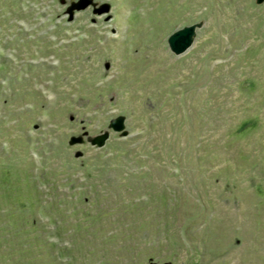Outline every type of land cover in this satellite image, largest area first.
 I'll list each match as a JSON object with an SVG mask.
<instances>
[{"label":"rangeland","instance_id":"obj_1","mask_svg":"<svg viewBox=\"0 0 264 264\" xmlns=\"http://www.w3.org/2000/svg\"><path fill=\"white\" fill-rule=\"evenodd\" d=\"M72 1L0 0V264H264V1Z\"/></svg>","mask_w":264,"mask_h":264},{"label":"water","instance_id":"obj_2","mask_svg":"<svg viewBox=\"0 0 264 264\" xmlns=\"http://www.w3.org/2000/svg\"><path fill=\"white\" fill-rule=\"evenodd\" d=\"M264 0H255L256 3H262ZM92 4V0H75L72 1L66 8L68 13V19H72L74 10H81ZM108 5L103 4L100 7L94 8L93 11L97 13L106 12ZM201 25L200 22L184 25L173 31L167 37V43L170 50L174 54H180L184 52L192 43L195 29ZM125 117L123 115H117L112 117L107 125V129L90 137L89 142L91 145L101 147L105 144L109 137V130L118 132L120 136H126L128 131L125 129ZM82 138L80 136H71L69 139L70 143H79ZM80 152H76L75 156H79Z\"/></svg>","mask_w":264,"mask_h":264}]
</instances>
